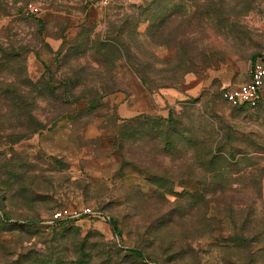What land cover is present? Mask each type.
Wrapping results in <instances>:
<instances>
[{"label": "rangeland", "instance_id": "374dc122", "mask_svg": "<svg viewBox=\"0 0 264 264\" xmlns=\"http://www.w3.org/2000/svg\"><path fill=\"white\" fill-rule=\"evenodd\" d=\"M262 51L264 0H0V264H264Z\"/></svg>", "mask_w": 264, "mask_h": 264}, {"label": "built area", "instance_id": "2783aa9c", "mask_svg": "<svg viewBox=\"0 0 264 264\" xmlns=\"http://www.w3.org/2000/svg\"><path fill=\"white\" fill-rule=\"evenodd\" d=\"M95 8L105 9L110 5L111 0H86ZM31 14L40 13V9L30 6ZM264 90V51L257 54L251 63L248 72V81L240 86L226 89L223 98L232 107L254 109L258 107ZM102 216L91 207L81 210L63 209L57 211L53 216V223H67L79 220L84 217Z\"/></svg>", "mask_w": 264, "mask_h": 264}, {"label": "trees", "instance_id": "16d2710c", "mask_svg": "<svg viewBox=\"0 0 264 264\" xmlns=\"http://www.w3.org/2000/svg\"><path fill=\"white\" fill-rule=\"evenodd\" d=\"M255 57H256V55L253 57L252 61L254 60ZM245 109H247V108H245ZM144 120L149 121L148 119H144ZM174 120L175 119H173V118H171L170 120L169 119H167V120L166 119H157V120L151 121L153 125H150L149 122H148V124H145V123L142 124L143 125V131H140L139 132L140 136H143V138L141 137L142 138L141 141L143 139H145L146 137L150 136V133L151 132H153L154 130H156L157 131V134L153 137V139L157 143H159L160 145L156 149L155 148L154 149L156 151H159V153H155L154 152V155L150 154L146 150L147 149V145H148L147 143H144L143 145L141 144L139 146L138 153L141 154L144 158H148V157H151V156L152 157L154 156V158H155L157 156L159 163H162L164 161V159H162L161 155L164 154V150L166 149L165 145L168 142L167 141L165 144H163V141L168 137L166 133H167V130H168L169 123L175 122ZM138 122L139 121H134V122H132L130 124L137 125ZM128 125H129V123L128 124L127 123H124L123 125H120L121 127H119V129H118L119 130L118 140L120 141V145L122 147H123V143H122L123 137H127L128 136L127 135V132H126L127 129L125 128ZM146 125H150L151 128L149 126H146ZM145 127L147 128V130H150V131L149 132H146ZM134 129L135 130H133V133L137 131V126H134ZM123 131L125 132L124 134H123ZM179 137H183L182 138V141L188 143V145H190V150H192V152H193V147L191 146L193 144V141L191 142L192 138H184V134L183 135L179 134ZM141 141H139V142H141ZM136 142H138V140L133 143V146L135 145ZM173 143H175L174 140H173ZM129 146H130V148L132 147L131 144ZM158 148H160L161 150H158ZM147 173L151 176V179H152L153 183L159 189H164L165 188V185L167 186V183L166 184L163 183V181H162L163 180V177L162 176H159L158 174L152 173V172H149V171ZM166 181H167V179H166Z\"/></svg>", "mask_w": 264, "mask_h": 264}]
</instances>
